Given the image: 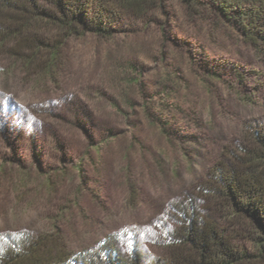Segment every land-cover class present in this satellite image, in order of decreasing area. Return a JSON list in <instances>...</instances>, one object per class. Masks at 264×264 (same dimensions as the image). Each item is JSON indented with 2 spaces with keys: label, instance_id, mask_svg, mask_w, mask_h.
I'll return each mask as SVG.
<instances>
[{
  "label": "rangeland",
  "instance_id": "rangeland-1",
  "mask_svg": "<svg viewBox=\"0 0 264 264\" xmlns=\"http://www.w3.org/2000/svg\"><path fill=\"white\" fill-rule=\"evenodd\" d=\"M208 2L165 0L108 38L64 40L48 74L0 52V235L168 255L171 204L264 124V55Z\"/></svg>",
  "mask_w": 264,
  "mask_h": 264
},
{
  "label": "trees",
  "instance_id": "trees-1",
  "mask_svg": "<svg viewBox=\"0 0 264 264\" xmlns=\"http://www.w3.org/2000/svg\"><path fill=\"white\" fill-rule=\"evenodd\" d=\"M164 1L0 0V52L26 73L48 74L64 40L86 34L108 38L120 19L142 18ZM208 6L264 55V0H209ZM245 129L249 144L228 151L194 193L171 204L177 227L165 234L167 257L149 255L132 238L124 255L113 237L75 252L56 232L2 234L0 264H264V124ZM237 218L251 232L240 233L232 225Z\"/></svg>",
  "mask_w": 264,
  "mask_h": 264
}]
</instances>
